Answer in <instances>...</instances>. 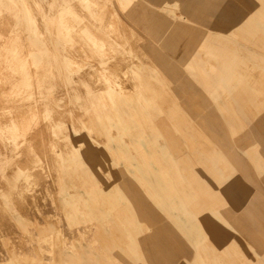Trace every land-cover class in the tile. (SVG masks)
Masks as SVG:
<instances>
[{"label": "crops", "instance_id": "obj_1", "mask_svg": "<svg viewBox=\"0 0 264 264\" xmlns=\"http://www.w3.org/2000/svg\"><path fill=\"white\" fill-rule=\"evenodd\" d=\"M103 1L114 6L108 18L106 6H100ZM152 1L158 8L152 9L142 0H52L55 9L49 13L46 1L41 0V53L46 54L44 59L41 58V89L38 91L41 92V140L45 146L41 155L46 160L41 163L33 141L27 134L20 133L26 130L25 127L13 124L6 130L0 129V146L10 154L0 157V184L4 188L0 199L5 208L2 214H6L9 221V224L0 225V239L6 238L10 244L7 253L0 251V264H55V253L62 262L65 255L68 256L65 247L75 253L80 251L73 239L82 237L96 245L109 261L125 264L122 260L133 254L142 264H180L176 258L187 252L210 254L218 251L214 245L201 246V241L192 244L190 240L192 236L210 238L201 224L194 223V219L206 211L224 225L233 227L237 239L247 235L236 222L237 218L228 212V205L240 208L238 200L245 188L241 184L243 173L229 160L228 145L222 144L219 138L217 142V137L210 131L211 121L188 86L194 81L186 63L192 66L193 62H199L197 58L194 61L192 53H201L210 75H215L217 70L221 76L224 69L225 75L233 80L230 89L244 81L250 84L247 86L251 91L264 97V0H234L233 9L226 12L225 18H219L218 30L245 41L256 50L241 49L242 55L226 39L219 38L215 42L216 38L209 40L200 37L196 31H186L182 28L183 22L172 19L162 8L187 6L190 11L210 18L215 16L216 0ZM122 19L129 30L127 34L139 36L145 44L138 51L145 49L151 53L168 77L171 91L179 92L181 98L190 97L185 108L164 92L167 80L142 73L141 64L136 60L133 65L125 66L128 75L110 70V59L100 53H115V60L119 57L130 60L134 55L126 48L131 41L121 33ZM183 45L190 48L192 56L179 52ZM79 53L88 54L80 56ZM80 57L87 61L78 70L77 64L82 63ZM95 61H101L105 66L100 70ZM119 65L123 64L117 60L115 66ZM91 81L94 84L91 85ZM59 83L67 86L61 98L57 91ZM214 93L213 99L227 96L218 84ZM65 99L73 106V111L63 109ZM168 100V110L159 106L171 116L173 123L182 128L190 126L186 139H200L212 144L216 155L208 154V160L204 162L199 156L200 150H192L196 145L190 146L187 142L185 146L189 152H184L183 160H178L157 138L148 139L143 122L149 117V109L158 108L159 103ZM66 115H69L71 126L66 124ZM72 132L79 133L83 137L81 141H74ZM244 146L256 165L264 163L259 144L248 142ZM154 147L159 151L152 150ZM22 148L28 157L25 164L14 161V156H21ZM102 154L109 160L105 171L99 166L109 179L107 184L93 179L87 197H83L74 185L64 183L60 189L62 172L72 167L77 169L78 176L84 173L88 177L91 169H84L82 159L95 163L102 159ZM169 158L174 165L167 168L162 163L163 159ZM120 159H126L127 163L120 164ZM181 163H187L185 169ZM114 170H118L120 178L115 176ZM205 171L211 174L212 181L206 179ZM232 179H236L235 184ZM51 181L56 184L58 193L64 191L60 204L66 231L56 230L50 223H31L24 213V209H32L39 216L37 219H41V197H50L52 204H56L54 198L52 200ZM243 196L246 199L247 194L243 193ZM15 204L23 211L16 209ZM120 206L125 212L116 213ZM187 206L195 210L193 218L187 214ZM114 214L124 228V234L120 236L123 239L115 246L113 240L100 243L93 233L109 226L108 219ZM219 234L225 237L222 231ZM235 239L229 241V248L246 258V263L256 262L247 257L245 247ZM123 243L124 248L121 247ZM63 263L72 264L69 261ZM199 264H222V261L207 259L200 260Z\"/></svg>", "mask_w": 264, "mask_h": 264}, {"label": "rangeland", "instance_id": "obj_2", "mask_svg": "<svg viewBox=\"0 0 264 264\" xmlns=\"http://www.w3.org/2000/svg\"><path fill=\"white\" fill-rule=\"evenodd\" d=\"M45 1L47 11L49 13L54 12L55 8L52 0ZM59 1L61 0H58V2ZM142 1L152 9L158 8L152 0ZM215 3H217L215 5V16H210V18L209 16L202 15L200 12L195 13L190 11L187 6L177 5L162 8L172 19L183 22L182 28L188 32L196 31L199 33L200 37H208L209 40L216 38L215 42L219 38L226 39L229 43L238 48L237 53L239 55L243 54L241 49L255 52L256 50L246 44L245 41L235 38L234 36L225 35L218 30L219 18H225L226 12L231 8L233 9L234 0H216ZM104 5L107 9H105V14H107L106 18H108L114 6L104 1L100 3V6L103 7ZM41 8V0H0V129L6 130L8 126H12L16 123V125L20 127H25L26 130L24 132L21 130L20 133L27 134L30 137V140L33 141L34 150L36 153H40L41 163H43L46 159L41 155V149L45 150V146L41 140V92L38 91V88L41 89V58L44 59L46 53H41ZM36 22L39 23L38 28L35 26V24H37ZM121 22H123L121 25V33L131 41V44H128L126 48L134 55H132L133 58L130 60H123V57L117 58L124 66L119 65L116 67L115 63L117 60H115V53H100L103 57L110 59L109 61L111 63L108 65L110 70L117 72V74L128 75V68L125 66L133 65V61L136 60L141 64L142 73L158 75L165 81L167 80L168 83H166L167 85L164 92H168V95L173 98L174 102L185 108L187 102L190 103V97L181 98L178 96L180 95L179 92L174 93L171 91L168 77L154 61L152 54L145 49H142L143 55L141 51H138V49L140 50V48H143L145 45L140 40V37L127 34L129 30L126 26V22L123 19ZM25 29L29 30L26 32ZM143 35L148 36L145 33ZM166 36L168 37V35ZM183 51L186 55L187 53H189L190 56L194 55V61L196 58L198 61L200 60L199 62H193L192 66L189 62L186 63L188 65L187 69L191 73V77L194 81L188 83V86H190L192 91L199 98V100H197L200 101L205 116H207L212 123H210V131L217 137V142H219L220 139L222 144L226 143L228 145L230 149L229 160L233 161L234 166L243 173L241 184L245 186V188L238 200L241 203L238 205L240 208L235 209L231 205H228V212L237 218L236 222L247 232V235H242L237 239L236 231L233 227L224 225L218 219L214 218L210 212L206 211L200 214L197 220L194 219V223L201 224L203 229L209 232L210 238L203 239L204 236H200L198 239V237L192 236L190 240L192 244H195L196 240L201 241V246L214 245L218 251L210 254L190 251L176 258V260L180 261V264H199L200 260L207 259L212 261L219 260L222 261V264H249L245 262L246 258L236 255L229 248V241H233L236 238L239 240V243L245 247L247 257L256 259V262L253 264H264V163L260 162L257 164L262 167V170H259V167L252 161V158L248 155L246 147L244 146L248 142L259 144V150L264 157V97L251 91L247 86L250 84L244 81L238 86L230 89L233 80L225 75L224 69H222L223 75L221 74L220 76L218 74L220 71L216 70L215 75L212 76L202 60L203 54L193 51L191 55L190 48L187 47L186 49L184 45L180 47L179 52L183 54ZM80 54L88 53H79V55ZM80 58L82 63L77 64L78 70L84 67V63L87 61L82 57ZM94 64L100 70L105 66V64L102 65L101 61H95ZM74 78L75 81H77V77L74 76ZM92 84H94L93 81H91V85ZM217 84L221 85L222 91L227 92L226 97L217 96V99H213L215 96V86ZM77 86H79L82 91H87L82 85ZM57 91L58 96L61 98L64 91H67V86L63 83H59ZM31 92L35 93L30 94ZM170 100L161 103L158 101V108L149 109V117L143 122V130L145 134L149 136L148 139L153 140L157 138L160 144L168 147L173 158L178 160H183L181 155L184 154V152H189V148L185 146L187 142L190 146L192 144L196 145L192 150H200L199 156L204 162L208 160V154L216 155L215 146L212 144H207L208 142L200 139L195 141L189 139V137L187 140L185 134L190 126L186 125L182 128L179 124L172 122L171 116L165 114L166 111L161 110L159 105L165 110H168L166 108L169 106ZM63 105V109L66 112L73 111V106L67 99L63 100ZM14 108H16L15 111H13ZM101 114L102 112H100V115ZM65 121L66 124L71 126L69 115H66ZM178 129L182 131L179 132ZM192 131L196 133V131ZM78 134L72 132L71 137L74 141L78 142L83 138ZM81 134L83 135L84 133ZM92 147L95 149V146L92 145ZM152 150L158 149L154 147ZM8 155L10 154L7 150L4 149L3 146H0V157L4 158L6 156L8 157ZM14 158V161L19 164H25V161L28 159L23 148L21 149V156H14ZM82 160L85 162L83 165L84 169L86 168L87 171L91 169V173L89 170L88 172L90 174L88 173V175L92 178L90 176H88V178L84 173L78 176L77 169L68 167L65 172H62V179L59 180V187L61 189L64 183L69 186L74 185L83 197H87L91 190L90 186L93 183V179H100L105 184L109 181L104 173L107 169V161L109 160L104 157V154H102V159L98 162L95 161V163H92L86 158ZM119 161L120 164L127 163L126 159H120ZM162 164L167 168L174 165L171 158L163 159ZM185 165H187V163H181L183 169H185ZM99 166L104 171H101ZM195 166L199 167V165ZM209 167L212 168L211 163ZM114 173L115 176L120 178L118 170H114ZM80 176L82 177L80 178ZM204 176L206 179L212 181L210 173L205 171ZM231 181L232 184H235L236 179H232ZM33 183L36 184V181L34 180ZM51 185V191L53 192L52 200L54 198L56 204H52L50 197L45 198V196L44 199L41 197V219H37L39 216L32 209H24V213L30 217L31 223H50L56 230L66 231V221L61 219L63 211H61L62 206L60 204L61 194H63L64 191H59L58 193L56 184H54L53 181H51ZM243 186L240 185L239 188L242 189ZM36 188H39L38 185H36ZM3 189V185L0 184V195ZM243 193L244 195L247 194L246 199ZM2 201L3 200L0 199V225H6L9 221L5 217L6 214H2L5 211L3 204H1ZM15 208L22 209L16 204ZM186 210L190 217L193 218L195 216V210L191 208V206H187ZM123 212H125V209L122 206L116 209V213ZM8 213L10 216L13 215L11 212ZM56 213L60 216L59 218L58 216L54 217ZM108 221L110 223L109 226L102 227L104 232H102V229L97 230L93 235L100 243L106 240H113L115 246L118 241L123 239H120V236L124 234V228L119 225L116 214L110 216ZM99 224H101V222H99ZM3 229H5V227ZM219 231L224 233V238L220 236ZM104 233L105 236L102 235ZM213 237L214 239H212ZM73 240L80 251L75 253L65 246H60L66 248L65 250L68 256L65 255L61 262L60 256L55 253V264H62L63 261H69L72 264H120L115 260L109 261L104 258L99 248L89 241L88 238L82 237L80 240ZM256 246L258 249L255 248ZM9 247L10 244H8L6 238L0 239V251L7 253ZM121 247L124 248V243ZM206 256L209 258H206ZM127 257H129L127 260H122L125 264H142L138 256L129 254ZM48 259H50V257H48Z\"/></svg>", "mask_w": 264, "mask_h": 264}, {"label": "bare ground", "instance_id": "obj_3", "mask_svg": "<svg viewBox=\"0 0 264 264\" xmlns=\"http://www.w3.org/2000/svg\"><path fill=\"white\" fill-rule=\"evenodd\" d=\"M31 14V13H30ZM33 17V16H32ZM33 22H35V21H33ZM37 23V22H36ZM35 24V23H34ZM35 26L38 28V26H39V23H37V24H35ZM40 28V27H39ZM31 58V57H30ZM5 86V85H4ZM38 110V109H37ZM36 113V112H35ZM36 116V115H35ZM17 124V123H16ZM41 130V129H40ZM24 132V131H23ZM34 135V134H33ZM37 136H39V135H37ZM37 138V137H36ZM36 144V143H35ZM48 158V157H47ZM49 165V164H48ZM52 177V176H51ZM38 192V191H37ZM4 257V256H3Z\"/></svg>", "mask_w": 264, "mask_h": 264}]
</instances>
